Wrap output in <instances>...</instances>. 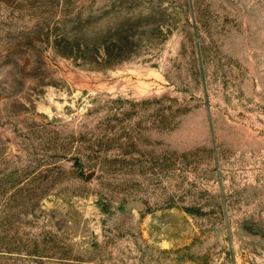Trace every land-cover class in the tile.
Listing matches in <instances>:
<instances>
[{"label":"rangeland","instance_id":"1","mask_svg":"<svg viewBox=\"0 0 264 264\" xmlns=\"http://www.w3.org/2000/svg\"><path fill=\"white\" fill-rule=\"evenodd\" d=\"M0 264H264V0H0Z\"/></svg>","mask_w":264,"mask_h":264}]
</instances>
